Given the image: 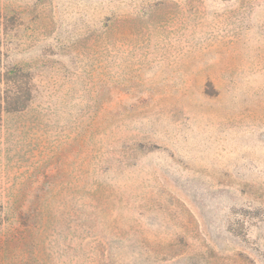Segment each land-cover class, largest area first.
I'll return each instance as SVG.
<instances>
[{
	"label": "rangeland",
	"instance_id": "rangeland-1",
	"mask_svg": "<svg viewBox=\"0 0 264 264\" xmlns=\"http://www.w3.org/2000/svg\"><path fill=\"white\" fill-rule=\"evenodd\" d=\"M4 63L0 264H264V0H0Z\"/></svg>",
	"mask_w": 264,
	"mask_h": 264
},
{
	"label": "trees",
	"instance_id": "trees-1",
	"mask_svg": "<svg viewBox=\"0 0 264 264\" xmlns=\"http://www.w3.org/2000/svg\"><path fill=\"white\" fill-rule=\"evenodd\" d=\"M26 84V75L18 72L16 65L8 63L0 65V114L3 109L19 110L26 105L28 98L25 93Z\"/></svg>",
	"mask_w": 264,
	"mask_h": 264
}]
</instances>
